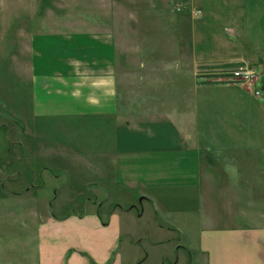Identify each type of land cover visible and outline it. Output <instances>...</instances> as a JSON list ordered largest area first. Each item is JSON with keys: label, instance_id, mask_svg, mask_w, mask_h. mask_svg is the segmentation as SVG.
<instances>
[{"label": "rangeland", "instance_id": "obj_1", "mask_svg": "<svg viewBox=\"0 0 264 264\" xmlns=\"http://www.w3.org/2000/svg\"><path fill=\"white\" fill-rule=\"evenodd\" d=\"M225 1L0 0V264H49L61 253L67 258L77 250L74 245L81 242L86 227L92 237L85 236L89 242L81 246L90 253L105 250L99 242L100 226L108 218L102 213L97 226L78 222L92 213L94 202L102 201L92 193L99 192L98 186H86L102 172L91 167L83 147L74 145L67 123L48 122L98 108L99 98L91 97L100 91L98 39L105 30L119 39L114 53L125 64L123 76L132 82V88L122 85L123 91L139 94L125 100L126 106L148 120H162L170 113L182 129L193 130L197 118L203 145L209 146L201 155L224 159L235 176L207 179L199 216L185 215L184 210L164 212L141 196L130 202L132 189L113 188V201L120 199L131 212L121 215L125 235L117 250L125 258L147 257V264H155L158 254L179 264H199L204 257L195 242L197 217L205 223L242 224L260 217L264 221V93L256 95L246 83L221 81L222 69L208 80L197 74L198 68L194 76L191 63L174 46L180 29L187 28L185 16L144 17L150 24L145 29L136 22L138 12L199 13L210 7L236 33L230 36L223 26L215 33L206 29L210 46L197 39L196 56L257 64L264 86V0ZM219 34L230 36V42ZM180 183L176 179L171 189L184 188ZM184 195L173 197H181L187 207L195 204V198L185 203ZM180 222L194 225L180 232L175 226ZM158 224L164 226L161 231H155ZM159 238L164 242L155 244ZM68 242L73 243L63 252L61 245Z\"/></svg>", "mask_w": 264, "mask_h": 264}, {"label": "crops", "instance_id": "obj_2", "mask_svg": "<svg viewBox=\"0 0 264 264\" xmlns=\"http://www.w3.org/2000/svg\"><path fill=\"white\" fill-rule=\"evenodd\" d=\"M201 1L202 3L211 2V0ZM209 9L211 8L204 7V10L199 13L194 11L183 14L169 10L162 13L157 10L145 11L146 13L138 12L136 22L142 29H145L149 28L150 25L143 21L146 17L152 16L150 18L153 19V17H160L163 14L167 17L173 13L179 17L188 18L187 28L185 30L180 29V34H177L179 38L178 36L175 38L176 52H180L183 60H188L191 63L194 76H196L197 68L199 72L197 74L200 76L205 74L204 72L201 73V70L204 71V69L212 70L213 72L210 74L214 75L218 70L229 65L248 61L244 59L233 61L227 57L218 59L204 57L200 59L196 56V46H199L196 40H202L203 43L207 41L208 36L204 35L206 29L215 33L218 26H223L224 31L228 32L230 36L233 37L236 33L234 27L229 25L227 21H223V15L218 11H209ZM219 20L223 22H219ZM224 35L221 34L220 37L224 38L225 41L227 36ZM98 41L101 54L98 61L100 91L98 96L93 95L91 97L99 98L98 108L94 107L88 113H84L83 116L68 113L67 116L54 120L50 119L48 122L62 123L63 125L67 123V128H63L69 131L71 137H74V145L83 147L84 150L81 152L89 157L90 163H92L91 167L102 172L98 177L86 182L87 187L95 188L93 185L98 186L99 192L93 191L92 193L102 196V201L99 205L94 202L92 213L87 218L79 217L78 222L84 225L97 226L103 221L102 213L108 218L107 222L100 226L103 229V234L99 238V242L104 243L105 250L104 252L90 253L84 246H81V242H89L85 236L92 237L91 230L86 227L88 231L83 232L85 236L81 238V242L77 241V244L74 245L77 250L67 258L65 257L67 253L55 255L56 261L49 264H147V257L144 259H141L140 256L132 259L125 258V254L121 250H117L119 242L125 235L121 215L124 212H129L130 208L121 203L120 199L113 201L111 197L113 188L116 190L132 189H128V194L133 196L130 202H135L137 196H141V200L156 204L164 212L184 210L185 215L191 212L192 216H199L200 210L204 209L202 206L204 190L209 186L207 179L235 177L231 176L230 167L226 165L227 162L224 159H205L201 155L202 149L209 146L204 147L203 145L205 143L202 142L204 141L202 139L203 130L200 129L199 125H196L197 118L194 125L191 126L193 130L189 128V131L187 128L182 129L177 126L170 118L172 117L170 113L168 116L164 115L162 120H148L140 118L130 106L127 107L125 100L134 99L139 94L135 91H123L125 85L132 88V82L130 83L128 78L123 76L125 64L119 62L114 53V47L118 46L119 39L117 36L110 38L107 30H105L99 35ZM210 42L207 41V46H210ZM226 42L230 41L226 40ZM203 46L206 47L205 44ZM147 64H144V67ZM146 70L147 74L149 68ZM129 73L132 72L129 71ZM92 105L97 106L94 103ZM157 116L160 114L154 118ZM173 118L176 119V117ZM217 173H222L223 176H218ZM176 179L181 180L180 185L184 184V188H180V190L171 189L172 182ZM182 193L187 196L184 197L185 203L189 202V198H195V204L192 203L187 207L184 206L185 204L181 205V197H173ZM203 219L197 217L198 222H195V226L198 224L197 235L195 236L196 247L198 253L204 257V260L200 257L199 264H264V221H262V217L260 220H248L242 224L235 222L222 224L211 221L205 223L202 221ZM210 219L212 220V217ZM193 223L180 222V225L175 226L181 227L178 230L182 232L183 227L188 226V224L194 225ZM157 227L159 230L156 229L155 231H161L164 228L161 224H158ZM126 231L127 234H131V230ZM84 238L85 241H82ZM162 242L164 241L159 238L155 239L154 243L160 244ZM72 243L69 244L68 242V244L61 245L63 252L64 246L66 248ZM181 247L183 245L178 248ZM157 256L158 259L155 264H166L167 260L170 261V264L180 263L179 260L173 262L166 255L158 254ZM41 264L48 263L41 261ZM189 264L193 263L190 262Z\"/></svg>", "mask_w": 264, "mask_h": 264}, {"label": "built area", "instance_id": "obj_3", "mask_svg": "<svg viewBox=\"0 0 264 264\" xmlns=\"http://www.w3.org/2000/svg\"><path fill=\"white\" fill-rule=\"evenodd\" d=\"M210 72L211 71H206L204 72L205 74H203L204 76H207V80L208 76L212 75ZM220 73L222 75V78H220L221 81H226L228 84L237 81L246 83L251 89H253L256 95L260 96L264 93V86L260 85V66L257 64L242 62L237 65H229L228 67L223 68ZM216 74H219V72Z\"/></svg>", "mask_w": 264, "mask_h": 264}, {"label": "trees", "instance_id": "obj_4", "mask_svg": "<svg viewBox=\"0 0 264 264\" xmlns=\"http://www.w3.org/2000/svg\"><path fill=\"white\" fill-rule=\"evenodd\" d=\"M211 82V81H210Z\"/></svg>", "mask_w": 264, "mask_h": 264}]
</instances>
